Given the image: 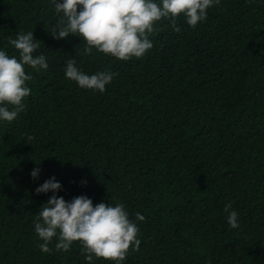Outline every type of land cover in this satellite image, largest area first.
<instances>
[{
  "label": "trees",
  "instance_id": "obj_1",
  "mask_svg": "<svg viewBox=\"0 0 264 264\" xmlns=\"http://www.w3.org/2000/svg\"><path fill=\"white\" fill-rule=\"evenodd\" d=\"M61 15L51 0H0V50L18 57L8 38L33 30L48 63L25 66V110L0 120V264H88L79 242L38 247L34 221L53 193L35 189L53 177L67 202L125 206L141 243L121 264H264V0H220L195 28L181 14L179 33L161 19L129 61L54 39ZM69 59L113 80L80 88Z\"/></svg>",
  "mask_w": 264,
  "mask_h": 264
},
{
  "label": "clouds",
  "instance_id": "obj_2",
  "mask_svg": "<svg viewBox=\"0 0 264 264\" xmlns=\"http://www.w3.org/2000/svg\"><path fill=\"white\" fill-rule=\"evenodd\" d=\"M51 2L55 12L62 14L49 32L54 39L79 36L87 45L84 54L90 55L95 48L119 61H129L143 57L153 47L149 35L154 32L156 22L166 19L179 33L181 29L177 26V19L183 14L186 23L195 28L206 20L208 9L219 4L220 0H160L159 4L155 0ZM40 42L32 30L17 34L15 39L8 38V44L18 51V57L0 50V120L12 122L25 110L24 98L31 93L26 81L32 79L26 74L25 66L37 71L48 68L44 55H33ZM114 75L108 71L85 74L78 69L74 59L67 61L65 69V76L80 88L100 93L106 90ZM39 171V168L33 169L31 177L37 178ZM59 190L61 184L54 177L35 189L37 194L53 193L34 221L35 232L43 241L38 246L42 253L52 252L48 245L54 237H58L55 249L60 251H69L73 242H79L88 264H93L94 257L121 264L130 250H139L138 225L129 218L122 203L110 206L100 202L93 206L92 200L84 195L67 202L55 194ZM231 208V203H228L224 211L228 214L227 223L235 229L239 227L238 213ZM144 220L142 214H135V221Z\"/></svg>",
  "mask_w": 264,
  "mask_h": 264
}]
</instances>
